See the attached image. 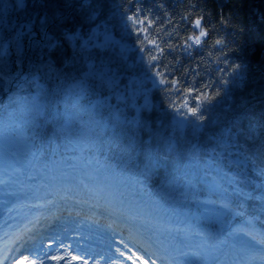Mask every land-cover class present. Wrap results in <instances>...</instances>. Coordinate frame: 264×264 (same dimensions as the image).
<instances>
[{
	"label": "trees",
	"instance_id": "1",
	"mask_svg": "<svg viewBox=\"0 0 264 264\" xmlns=\"http://www.w3.org/2000/svg\"><path fill=\"white\" fill-rule=\"evenodd\" d=\"M177 2L178 6L172 0H89L90 6L81 7V0H70L72 6L67 7L66 0H49L48 7L41 9L32 6L29 0V6L23 11L14 10V0H4L3 4H8L11 8L7 23L18 25L30 19L35 20L40 14L50 18L49 32L60 40V46L51 56L52 70L45 68L38 73L40 85L49 93L55 92L62 85H71L87 71L85 57L78 51L80 42L64 40L63 34L78 31L87 36L92 30L101 32L105 28L117 41L133 44L138 50L143 40L144 60L151 61L149 54L156 55L157 62L152 65V69L158 70L161 79L177 82L179 91H170L171 83L156 86L150 91L152 107L141 115L154 133L165 137L173 135L176 108L185 103L184 97L189 90V104L194 105L192 97L198 93L215 97L201 109L206 118L198 131L194 130L195 125L192 123L196 117L189 115L186 121L188 126L182 133H176L180 137L179 155L173 158L181 166V171L188 163L186 157L190 150L196 148L201 152L210 151L214 146L213 137L233 121H238L244 130L251 128L254 131V138H250L247 143L241 140L245 148L251 151L261 150L264 148V0ZM3 4H0V9ZM130 17H134L137 22L133 23ZM197 20L202 21L201 27L206 31L202 40L198 38L200 31L194 27ZM192 39L200 42L194 45ZM150 43L155 46L150 48ZM41 55L36 50L29 53V59L22 68L18 69L11 62L8 67L13 74L22 71L28 76L36 72L34 65L39 63ZM136 56L134 52L130 60L135 61ZM91 57L97 64H109L125 75L133 74L134 70L137 73L143 70L144 63H136L132 67L128 63L129 59L120 61L111 51L92 49ZM11 60L14 61L15 56ZM10 90L20 96L36 94L34 87L18 91L13 84L7 90L0 88V97ZM106 95H109L108 91L96 90L81 100V104L87 105L89 101L94 103ZM9 101L6 113L17 108V103L12 98ZM50 110L56 111L55 108ZM63 110L64 105L61 104L59 111ZM104 113L107 114V109H104ZM127 114L132 116L135 110L129 108ZM82 118L88 120L86 115ZM27 119L26 115L17 112L9 117L7 126L0 128V170L5 173L14 175L17 172L15 166L25 168L36 150H40L36 167L32 171L33 180L48 179L49 155L52 147H55L61 154V159L57 161L63 169V178L78 174L88 177L100 158L105 156L93 178H98L107 186L123 187V191L119 192L122 198H147L152 210L155 209L162 215H175L197 229L206 226L212 233L230 226L243 228L253 236L264 230V207L259 199L264 193V178L259 177L251 165L246 166L244 174L252 180L253 183L248 188L257 199L244 201L240 208L236 205L241 202V198L233 197L234 209L241 213L233 215L214 204L209 208L203 205V201L188 199L195 196L213 201L219 199L220 193L213 192L209 184L203 181L194 182L192 187H187L183 181L170 185L173 173L171 163L167 169H158L145 181L139 174L143 168V158L139 157L134 163L127 164V157H122L120 148L110 146L107 142L110 133L97 136L96 132H92L89 138L79 139V142L76 134L71 133L67 140L57 138L54 145L44 143L41 148L43 142L33 140ZM74 127L78 128L79 124ZM54 130L51 123L46 124L42 130L44 137L52 136ZM144 138H147L146 133ZM88 154H94L92 164L86 163ZM54 157L57 159L56 153ZM257 166H261L259 161ZM222 171L235 175L238 170L229 167L225 161ZM213 176L215 174H210L209 178ZM222 187L227 189L228 194L232 193L231 185L223 184ZM215 208L223 218L219 220L212 217L210 222H205L200 213L204 214ZM194 239L191 236L189 242ZM240 240L238 233L233 238V246H239L237 251L243 244Z\"/></svg>",
	"mask_w": 264,
	"mask_h": 264
},
{
	"label": "snow or ice",
	"instance_id": "2",
	"mask_svg": "<svg viewBox=\"0 0 264 264\" xmlns=\"http://www.w3.org/2000/svg\"><path fill=\"white\" fill-rule=\"evenodd\" d=\"M4 0H0L3 4ZM32 6L41 9L47 8L49 0H31ZM29 6V0H14V10L23 11ZM65 6L71 7L70 0H66ZM89 5V0H81V7ZM55 19V17H53ZM91 19V17H90ZM133 23H136L134 17H130ZM50 18L47 15L40 14L35 20H27L20 24L6 23L3 17V9H0V88L7 90L10 85H15L18 91H23L26 87H34L35 95L29 96H13V101L17 103V108L8 113L9 117L15 113L26 115L27 123L32 132L33 140H41L40 145L43 148L44 143L54 145L57 138L68 139L69 134L75 133L79 139L89 138L90 133L96 132L100 134L110 133L107 137L109 145H115L120 148L122 157H127V164L134 163L137 158H143V168L140 176L144 180H148L150 176L160 168L167 169L169 163L173 167V173L169 180V184H175L183 181L187 187H192L194 182L203 181L209 184L213 192L220 193L219 199L216 201H206L213 203L215 207L231 212L233 215H240L234 209L233 197L241 198V202L236 207H243V202L249 199L255 200L257 196L249 191L248 186L253 182L244 174L246 166L251 165L255 173L264 178V148L259 151H251L246 149L245 143L250 138H254V131L249 128L244 130L238 121H233L228 127L220 130L213 137L214 146L210 151L201 152L200 149H192L187 154V165L181 171V166L173 158L179 155L180 137L176 133H182L184 128L188 126L186 123L188 116L196 117L192 123L195 125L196 131L200 129V125L206 118L201 111L204 104L211 103L215 97H209L204 93H198L192 97L195 101L194 105L187 102L191 96L189 90L185 97V103L176 108L177 112L184 109L183 120L178 119L173 130V135L162 136L154 133L148 121L141 115L142 112L150 110L152 105L149 100L147 91L144 89V81L141 79H130L123 89L120 87L121 77L118 72L113 70L109 64H97L91 57L92 49H103L116 54L120 61H124L128 49L117 41L114 36L105 29L103 32L92 30L87 38L82 36L78 31L65 32L63 39L70 42L79 41L78 51L85 57L87 71L76 79L71 85L60 86L55 92H47L39 83V75L41 69L52 70L53 63L52 54L60 46V40L49 32ZM140 23H143L142 21ZM194 27H200V21L197 20ZM139 35V32H137ZM206 33L201 29L200 36ZM147 39V37H145ZM27 42V47H26ZM197 39L195 43H199ZM140 51H144L143 40L140 42ZM219 43V41H217ZM39 50L42 55L39 63L34 65L36 72L25 76L22 71L13 74L9 69V63H14L18 69L22 68L25 61L29 59V53ZM15 56L12 61L11 57ZM150 60L157 59L156 55L149 54ZM47 57V58H45ZM143 60V57H141ZM152 67L151 64L148 65ZM159 72L154 73L158 77ZM171 83L170 91H179L176 81L168 82L164 79L157 81L153 78V84ZM96 90L108 91L115 96L117 104L111 105L107 98L97 100L87 105L81 104V100L88 97ZM219 93L217 92V95ZM143 98V104H137V100ZM63 104V112L59 111V106ZM55 108L56 111H51ZM131 108L135 110V114L129 116L127 110ZM104 109H107L105 115ZM2 113V109H0ZM88 116V120H83V116ZM197 121L199 123H197ZM51 123L54 126L52 136L45 138L43 129L46 124ZM79 124L78 128L74 125ZM3 126V115L0 114V127ZM147 138H144V134ZM155 142V143H154ZM206 157V159H204ZM203 161V164L201 163ZM227 161L229 167H234L238 171L235 175H231L222 171V165ZM257 161L261 166H257ZM189 169H194L190 171ZM210 174H215L211 179ZM223 184L232 186V193L228 194L227 189L222 187ZM264 185V181H262ZM264 207V193L259 196ZM245 223H248L247 221ZM244 232L243 228L236 229L226 235L235 238L238 233ZM251 235V233H244ZM221 245H227L228 241L222 237L219 239ZM231 247V245H229ZM219 250V249H217ZM119 251V249H117ZM122 256L124 253H120ZM197 260L202 259L201 256L192 254ZM213 260L217 258L211 253L206 254ZM237 264H264V239L257 240L255 236H251V241L244 242L238 250V255L234 258ZM87 264V261H85ZM133 264L135 262L133 261ZM155 264V261H153Z\"/></svg>",
	"mask_w": 264,
	"mask_h": 264
},
{
	"label": "rangeland",
	"instance_id": "3",
	"mask_svg": "<svg viewBox=\"0 0 264 264\" xmlns=\"http://www.w3.org/2000/svg\"><path fill=\"white\" fill-rule=\"evenodd\" d=\"M172 2L176 6L179 5L177 0L176 1L172 0ZM2 9H3L4 20L7 23L8 15H10L11 8L8 6V4L7 5L3 4ZM199 21H200V27H195V28L201 31L202 21L201 20ZM104 30H101V32H103ZM203 31L206 33L205 30ZM80 34L84 36L83 33H80ZM205 36H200L199 34L198 38L199 40H202L205 38ZM84 37L87 38V36H84ZM195 41L196 39L191 40V42L194 45L196 44ZM120 43L123 46L127 47L128 52H127V56L125 59L126 60L129 59L128 63L132 67H135L136 63H144L142 65L143 70L140 73H137L136 70H134L133 74L125 75L123 73H119L116 68H113V70L117 71L119 76L121 77V80H120L121 89H123L124 86L128 84L130 79H141L144 81L143 87L147 91L149 100L151 103L150 91L152 88L156 87L153 84V78L159 81L161 77L154 76V73L158 72V70L152 69V67H149L148 65L155 64L157 62V59L154 61L144 60V53L138 50V48L135 45L122 42V41ZM154 46H155L154 43L149 44L150 48ZM134 52H136L137 56H136V60L132 61L130 60V57L133 55ZM141 57H143V60H141ZM161 85L163 84H160L159 86ZM105 98H107L110 104H114V105L117 104V100L115 96L111 95L110 93L109 95H106L105 97L101 99L104 100ZM143 103H144V100L142 97L137 100V104H143ZM183 118H184V109H181L180 112H176L175 122L178 119L183 120ZM19 175L20 176L18 178L17 186L15 187L14 178H11L5 175L4 173H0V223H2L0 224V234L3 233V235H7L8 231L11 228L16 227L17 225L21 224L23 217L19 216V209L22 208L24 212L25 206L23 205H26V203L29 202L30 195L32 194V192H34V189H35L33 183H31L28 180L27 174L25 172L20 170ZM70 181L73 182V180H70ZM77 184H71V185L63 184V186L75 188L80 192L84 191V189L87 190L86 192H88V195H92L91 199L95 201L97 204H99L100 206H103L106 212L110 213V217H113L115 219L117 218L119 219V221L121 220L124 223L123 224L124 226H126L127 222L132 224L133 221L131 219L133 218V216H136L139 211V207H137V202L132 201V199H120L119 197H116L115 195H110L109 193H107V190L105 188H103L100 185H97L96 182L94 183L84 182V183H80V185H77ZM59 189H60V195L63 197V199L65 200L70 199L73 201L76 200V198H72L74 197L73 192H70V191L68 192L65 189H62L61 187ZM208 211H206L204 214L200 213V215L203 216V220L207 223L210 222L212 217H216L219 220L223 218L221 213H218L217 208H215V210L213 209L209 212ZM111 225L112 224L107 225V226H111ZM112 226L117 227L116 225H112ZM146 226L148 225L146 224L145 221H139V223L134 226V229L136 230V233L133 234L136 237L135 239L133 238L134 241H132L131 235L124 234L125 237H127V240L129 242H133L132 244L137 246L136 248L131 249V252L135 253L133 255L135 260H136V257H141V260H142L141 264H153V261H155V264H216L220 261L222 262L221 264H235L234 258H236L237 256L235 254L232 256L231 254L230 255L228 254L229 253V243L227 245H221L220 243H215L212 238L205 237V235L201 234L202 232L198 233L196 237V241L194 242V244L190 245L196 248V251H195L196 256H201L202 259L197 260L195 257H193L192 254L186 256L185 258L181 260H176L175 262L172 260L166 259L168 257L167 249L169 247L167 243V239L178 240L179 242L183 243L184 239H186L187 237L186 232L194 234V230L190 228V230L186 232H183L182 230H178L176 232L169 233L167 227L165 228L161 227V229L158 228V230L152 227V228H149L146 232H143ZM68 227L69 228H66L60 232L66 233L67 230H72V229H74L78 233L83 232V229L80 226L76 228H74L73 226L71 227L68 226ZM129 228H131V226H129ZM118 230H123L124 232H127V229L122 228V227H119ZM118 230L116 229L115 232ZM150 231H155L159 235L158 239L148 240L146 236L149 234ZM244 233H248V232H242L241 233V235H243L242 237H244L246 241H251V236H253V234L251 233V235H244ZM166 235H168V237L163 240L164 237L162 236H166ZM256 237L259 240L264 239V231L260 232ZM206 245H209V246H206ZM10 246H11V243L5 246H2L0 248V258L6 256L2 259L0 264H10L8 263V257L10 255L8 250H10L11 248ZM139 249H141L140 252H135L136 250H139ZM209 253L214 255L217 259L213 260L211 258V255L209 256V259H207L206 254H209ZM164 254L166 255L164 256ZM39 258L40 257L37 256L36 258L37 260L35 264L40 263L38 262ZM102 260H103L102 258H99L97 262H103ZM21 263L26 264L25 262H20V264ZM115 264H118V262H115Z\"/></svg>",
	"mask_w": 264,
	"mask_h": 264
},
{
	"label": "bare ground",
	"instance_id": "4",
	"mask_svg": "<svg viewBox=\"0 0 264 264\" xmlns=\"http://www.w3.org/2000/svg\"><path fill=\"white\" fill-rule=\"evenodd\" d=\"M114 220H115V219H113V220H111V221L114 222ZM119 223H120L121 225H123V222L120 221ZM3 242H6V240L3 239V238H1V239H0V245H1ZM16 259H21V256H19V257L16 258ZM24 260H25L28 264H35V263H36V262H35L36 259L30 258L29 256L25 257ZM39 261H40V260H39Z\"/></svg>",
	"mask_w": 264,
	"mask_h": 264
},
{
	"label": "built area",
	"instance_id": "5",
	"mask_svg": "<svg viewBox=\"0 0 264 264\" xmlns=\"http://www.w3.org/2000/svg\"><path fill=\"white\" fill-rule=\"evenodd\" d=\"M174 1H176V0H174Z\"/></svg>",
	"mask_w": 264,
	"mask_h": 264
}]
</instances>
